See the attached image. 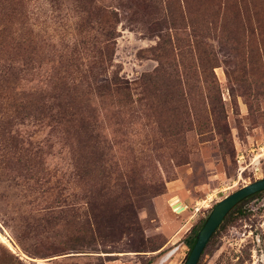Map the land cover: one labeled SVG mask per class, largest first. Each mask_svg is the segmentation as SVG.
<instances>
[{"label": "rangeland", "instance_id": "374dc122", "mask_svg": "<svg viewBox=\"0 0 264 264\" xmlns=\"http://www.w3.org/2000/svg\"><path fill=\"white\" fill-rule=\"evenodd\" d=\"M17 2L3 57L94 83L62 100L76 122L0 103V264H182L212 207L264 178V0ZM198 264H264V193Z\"/></svg>", "mask_w": 264, "mask_h": 264}, {"label": "trees", "instance_id": "16d2710c", "mask_svg": "<svg viewBox=\"0 0 264 264\" xmlns=\"http://www.w3.org/2000/svg\"><path fill=\"white\" fill-rule=\"evenodd\" d=\"M168 1V0H167ZM23 3L21 0H18L16 5H22ZM22 8L23 5L21 6ZM235 8L239 11L238 3H235ZM17 15L19 19H24L26 16V13L24 9H20V11L17 12ZM238 17V15H237ZM1 38L4 39L3 36ZM26 39L20 38L19 36H16L14 39V43L20 47L21 45H25ZM5 47V40L0 41V103L1 105H13L15 106L19 111H26L29 113L30 118L37 119L38 115L41 114L43 109H46L48 111V115L44 118L49 117V112L51 115H53V112L51 110L56 111V116H62L63 120L66 123L70 122H76V113L70 112L69 109L70 103L68 102L67 105L62 103V100L65 99V97L68 94V91H74L80 87H91V85L94 83V78H84V77H38V79H27L26 75L21 74L22 72H29L30 70H33L34 68L30 66L28 62H26L23 65H20L19 59L13 60V58L10 57H3V52L7 49H4ZM9 48V46H7ZM7 50V51H12ZM157 72H155L156 74ZM157 76H149V82L156 83ZM25 82L28 84H32L33 82H36V84L32 87H28L29 91H32L31 94L29 93H23L22 95H18L17 98L14 97H8L7 92L10 91H17L18 93H22V83ZM28 85H26L27 87ZM25 88V87H24ZM105 86H98L96 89L100 92H104L103 89ZM79 91V90H78ZM37 93V94H35ZM262 192H258L254 195H251L247 197L246 199L242 200L240 203H238L234 208L230 210V212L226 215V217L233 211H236L237 208L244 202L260 195ZM226 217L224 219H226ZM207 218L203 219L201 221V224L198 228L195 230L193 229L192 235H190L186 239V245L188 247V254L191 251L192 247L194 246L196 242V236L197 233L200 231L202 226L204 225ZM224 221V220H223ZM220 227V226H219ZM218 227V228H219ZM218 230V229H217ZM216 230V231H217ZM215 234V233H214ZM213 234V235H214ZM187 254V256H188Z\"/></svg>", "mask_w": 264, "mask_h": 264}, {"label": "water", "instance_id": "95a60500", "mask_svg": "<svg viewBox=\"0 0 264 264\" xmlns=\"http://www.w3.org/2000/svg\"><path fill=\"white\" fill-rule=\"evenodd\" d=\"M262 191H264V178L242 186L214 205L197 233L196 242L183 264H198L206 245L230 210L247 197Z\"/></svg>", "mask_w": 264, "mask_h": 264}, {"label": "bare ground", "instance_id": "6f19581e", "mask_svg": "<svg viewBox=\"0 0 264 264\" xmlns=\"http://www.w3.org/2000/svg\"><path fill=\"white\" fill-rule=\"evenodd\" d=\"M175 199V198H174ZM173 199V200H174ZM178 199V198H177ZM173 210L174 211H181L182 210V207L179 205V203L177 201L173 202ZM182 205V204H181ZM184 207V206H183Z\"/></svg>", "mask_w": 264, "mask_h": 264}, {"label": "flooded vegetation", "instance_id": "af4514ba", "mask_svg": "<svg viewBox=\"0 0 264 264\" xmlns=\"http://www.w3.org/2000/svg\"><path fill=\"white\" fill-rule=\"evenodd\" d=\"M186 258H187V257H186ZM185 260H186V259H185ZM185 260H184V262H185ZM184 262H183V263H184ZM183 263H182V264H183Z\"/></svg>", "mask_w": 264, "mask_h": 264}]
</instances>
